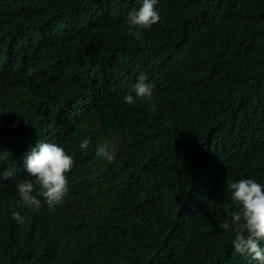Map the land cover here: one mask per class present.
<instances>
[{
  "label": "trees",
  "instance_id": "16d2710c",
  "mask_svg": "<svg viewBox=\"0 0 264 264\" xmlns=\"http://www.w3.org/2000/svg\"><path fill=\"white\" fill-rule=\"evenodd\" d=\"M141 4L0 0V264H249L218 225L264 183V0H158L137 39ZM39 140L73 157L54 209L17 204Z\"/></svg>",
  "mask_w": 264,
  "mask_h": 264
},
{
  "label": "clouds",
  "instance_id": "9594fccd",
  "mask_svg": "<svg viewBox=\"0 0 264 264\" xmlns=\"http://www.w3.org/2000/svg\"><path fill=\"white\" fill-rule=\"evenodd\" d=\"M157 3L158 0H142L139 8L128 13L126 22L135 38H141L139 28H149L160 21V13L155 7ZM153 88L154 83L149 81L146 73L141 72L132 85V90L124 94L123 101L133 104L137 98L151 100ZM89 144L88 138L80 141L81 148H87ZM95 151L98 156L108 161L115 159L107 142L97 144ZM23 166L28 175L18 180L15 185L19 195L17 204L21 208L39 210V197L44 198L49 209H54L62 202L68 191L66 173L73 167V157L61 144L36 141L26 153ZM13 174L8 169L0 173L5 179ZM228 187L231 189L230 198L237 210L231 213L230 220H223L218 226L221 230L234 233L232 248L244 256L249 264H264V183L249 176L232 180ZM12 214L18 222L23 221L18 211Z\"/></svg>",
  "mask_w": 264,
  "mask_h": 264
}]
</instances>
